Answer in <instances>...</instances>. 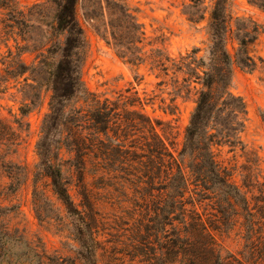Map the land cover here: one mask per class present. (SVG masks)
Masks as SVG:
<instances>
[{
    "label": "trees",
    "instance_id": "trees-1",
    "mask_svg": "<svg viewBox=\"0 0 264 264\" xmlns=\"http://www.w3.org/2000/svg\"><path fill=\"white\" fill-rule=\"evenodd\" d=\"M245 1L264 11V0ZM233 3L189 0L183 14L194 25L205 20V47L174 58L164 38L145 51L153 44L145 42L136 10L126 0H44L30 6L0 0V47L6 48L0 91L20 79L30 89L23 93L20 118L0 119V199L7 200L23 181L8 171L20 167L7 157L27 129L22 117L48 91V112L35 144L31 207L39 224L55 223L75 244L73 259L47 254L23 230L3 222L18 214V206L0 204V264H99L100 257L104 264H264V170L241 141L247 111L232 91L235 68L244 73L262 68L253 48L264 29L250 17L235 16ZM78 9L135 80L146 65L157 76L170 73L180 90L194 93L176 155L157 130L161 123L135 109L133 100L120 104L85 87L80 72L88 42ZM35 31L37 40L31 37ZM33 52L36 64L28 65L22 55ZM225 146L244 158L239 184L233 180L236 168L219 160ZM105 202L120 212L117 228L110 227L116 238L106 240L112 242L109 252L99 240L106 222L98 206ZM233 231L244 241L242 257L223 255L216 242L214 233Z\"/></svg>",
    "mask_w": 264,
    "mask_h": 264
},
{
    "label": "rangeland",
    "instance_id": "rangeland-1",
    "mask_svg": "<svg viewBox=\"0 0 264 264\" xmlns=\"http://www.w3.org/2000/svg\"><path fill=\"white\" fill-rule=\"evenodd\" d=\"M38 1L44 0H19V3L21 6H30ZM126 1L132 9L136 10V18L145 33V42L153 44V46H146L145 51L158 46L160 38L165 39L163 46L166 52L174 58L190 51L192 47H199L201 50L205 47V20L194 25L189 23L183 14L189 0ZM232 12L235 16L252 18L264 29V11L248 5L245 0H234ZM46 15V20H49L50 9L46 11ZM77 18L88 42L80 72L85 87L96 95L118 100L120 104L130 103L133 100L135 109L151 121L161 123L157 130L166 138L169 150L176 155L182 145L184 129L194 108V93L187 94L180 90L170 73L166 77L157 76L156 72L149 71L146 65L138 68L137 73L140 80H135L133 71L123 64L84 22L80 9L77 11ZM37 33L34 32L32 39H38ZM7 45L14 51L12 40H9ZM253 51L263 59L262 68L252 73H244L235 68L232 91L243 99L247 111V121L241 134V141L247 150L255 151L260 159L261 169L264 170V32L259 37ZM202 53V51L199 52V55ZM35 54V52L25 53L22 59L28 65L36 64ZM5 55L6 48L1 46L0 56ZM2 68L0 64V74ZM177 80L181 82L180 77ZM19 81V84L12 80L8 81L3 86L5 90L0 91V119L3 121H12L14 117L20 118L21 116L19 108L26 103L23 93H30V89L23 87L22 79ZM160 81L162 83H159ZM40 94V99L38 101L36 99L35 103L30 105L29 112L22 117L27 129L20 134V143L16 151L7 157L20 167H10L8 171L15 173L19 179L23 178V181L7 200L0 199L2 206L13 204L18 206V214L11 219L10 217L5 218L3 222L8 223L10 227L23 230L26 238L39 242L47 254L56 253L73 259L75 244L67 237L66 231L53 222L39 224L31 207V178L34 166L38 162L35 144L40 136L43 117L48 112L50 93L43 90ZM219 160L227 167L236 168L233 180L239 184V166L244 163L240 151L232 153L228 152L226 146L222 147ZM1 180L4 183L8 182L6 177H1ZM70 193L74 195V191ZM98 208L103 221L106 222L105 226L99 229V240L102 242L103 250L109 252L112 242H106V240L114 241L116 238L115 230L110 227L117 228L114 221L120 212L117 205H109L107 202L100 204ZM214 236L223 255L230 253L236 257H242L244 241L236 231L228 234L214 233ZM14 248L17 249V247ZM103 250L100 254H103ZM99 259V264H104V258Z\"/></svg>",
    "mask_w": 264,
    "mask_h": 264
}]
</instances>
